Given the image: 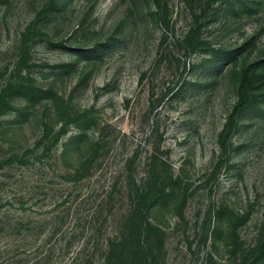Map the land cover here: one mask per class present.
<instances>
[{
    "label": "rangeland",
    "instance_id": "1",
    "mask_svg": "<svg viewBox=\"0 0 264 264\" xmlns=\"http://www.w3.org/2000/svg\"><path fill=\"white\" fill-rule=\"evenodd\" d=\"M139 230L264 264V0H0V264Z\"/></svg>",
    "mask_w": 264,
    "mask_h": 264
},
{
    "label": "trees",
    "instance_id": "2",
    "mask_svg": "<svg viewBox=\"0 0 264 264\" xmlns=\"http://www.w3.org/2000/svg\"><path fill=\"white\" fill-rule=\"evenodd\" d=\"M153 249L149 236L144 230H139L133 240L126 237L112 241L104 256V264H153Z\"/></svg>",
    "mask_w": 264,
    "mask_h": 264
}]
</instances>
